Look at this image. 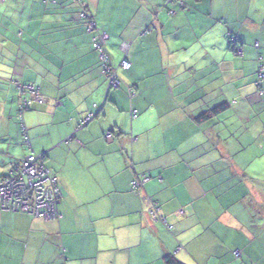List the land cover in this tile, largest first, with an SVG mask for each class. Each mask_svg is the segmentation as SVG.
<instances>
[{
    "label": "crops",
    "instance_id": "1",
    "mask_svg": "<svg viewBox=\"0 0 264 264\" xmlns=\"http://www.w3.org/2000/svg\"><path fill=\"white\" fill-rule=\"evenodd\" d=\"M183 1L11 0L41 12L14 33L1 14L0 179L27 154L45 153L62 217L0 206V264H264V94L256 82L264 0ZM83 9L106 35L122 89L134 92L130 103L122 89H107ZM17 38L24 42L15 50ZM20 51L28 58L2 63ZM19 84L48 100L21 115ZM90 112L97 120L79 127ZM122 112L123 120L110 119ZM16 145L28 147L7 160ZM142 174L150 180L134 190ZM145 198L166 222L149 216Z\"/></svg>",
    "mask_w": 264,
    "mask_h": 264
},
{
    "label": "built area",
    "instance_id": "2",
    "mask_svg": "<svg viewBox=\"0 0 264 264\" xmlns=\"http://www.w3.org/2000/svg\"><path fill=\"white\" fill-rule=\"evenodd\" d=\"M170 13H173V11H170ZM81 16L86 17L87 15L82 13ZM95 27V23L90 22L88 30L91 32ZM105 39L106 35L98 33L93 37V45L98 51L102 73L108 78L107 89L111 90L119 88L122 81L112 63L111 55L106 49ZM129 48V45L122 47L124 57L120 64L124 69H128L131 65ZM259 75L262 78L264 77L262 69H260ZM18 88L24 95L20 103L21 115L30 108L33 102L44 104L47 101L46 95L41 93L34 85L19 84ZM26 94H29V96H26ZM131 94L134 95V92H130ZM138 114L139 111L133 109L131 112L132 119L137 118ZM95 117L94 112L88 113L79 123V127L88 125ZM107 134L111 135V132ZM148 180V176H140L134 182V185L136 187L142 186ZM61 196L62 192L58 178L46 164L45 153L31 152L27 154L21 164L12 167L0 179V206L6 210L23 211L44 219H60L62 217L59 210ZM145 201L150 205L149 212L154 215V219L166 222V219L160 214L157 202L151 198H145Z\"/></svg>",
    "mask_w": 264,
    "mask_h": 264
},
{
    "label": "rangeland",
    "instance_id": "3",
    "mask_svg": "<svg viewBox=\"0 0 264 264\" xmlns=\"http://www.w3.org/2000/svg\"><path fill=\"white\" fill-rule=\"evenodd\" d=\"M20 1H23V0H20ZM178 1L181 2V0H178ZM28 2H30V0H28ZM1 14H6L7 17H5V18H9V19L12 20V22L4 21L3 22L4 25H6V23H9V24H7V28H3V29L9 30V31H11V32L14 33V32H16V30H21V29L24 30V28H22V26L18 23V21H22L21 23H23V21H24V23H26L31 18L32 15H33L32 20H34L35 19L34 17L39 16L41 14V12H40L39 9L38 10H32L31 7H30V5H29V3H28V6H26L25 8H24V6H21L20 9H18V7L16 5H14V4H11V0H9L7 3H2L1 4V6H0V18H3V17H1ZM5 18H3V19H5ZM34 21H36V20H34ZM0 28L2 29V27H0ZM22 40L23 39L17 38V41H13L12 40V43L9 44V45H10V47L12 49L17 50L18 45L20 44V42H24ZM219 41H222V42H220V45H225L222 37L219 38ZM230 41L232 43V46H234L233 48H235V46H238V40H234V39L231 40L230 39ZM259 46H260L259 42H256L255 43V47H259ZM236 50H237V52L234 51L233 54H236L237 56L241 57V55L243 54V52H241V51H243V49L241 47H239V50H238V48ZM4 55H5V58L6 57H9V53H5ZM28 55L29 54L28 53H25V51H20L19 53L18 52L17 53H14V55L12 57H10V59H7L5 62H2V63H5V64H8V65L12 66V64H14L16 60L20 59L21 57L23 58V60H25L26 58H28ZM122 55H124L123 52H122ZM262 56L263 55H261V54L258 55V60L260 61L259 62V65H258V69H262L264 71V64H263L264 62H263ZM0 61H1V59H0ZM117 74H118V72H117ZM119 75L120 74H118V76ZM105 77H106L107 85H108V78H107V76H105ZM119 77L122 78L121 75ZM122 80H123V78L121 79V81ZM123 83L124 82H122V85L119 88H115L114 90H120V89H122ZM120 91L122 92V94H123V96L125 98L124 99V103H128V102L130 103L131 102V99H132V97L130 96V92L131 91L128 90V91L124 92L123 89L120 90ZM26 96H29V94H26ZM112 101L109 102V104L116 106V104H114ZM100 103H94L93 106L96 107ZM99 106L101 108L103 106V104H100ZM133 108L134 109H137L138 107H136V108L133 107ZM137 110H139V112H140V108H138ZM120 114H122V115L121 116L111 115L110 116V119H113L114 121L119 122V121H121V119L123 120L124 117H125L124 112H122ZM95 120H97V118H95L94 121ZM19 122L22 123V124H25L24 118H22L21 115L20 116L18 115V123ZM14 128L15 127L12 126V131L14 130ZM27 147H28L27 145H16V146H13L12 153H11L10 157L7 160H21V158L23 156V153L27 149ZM49 157L51 159H53L51 156H49ZM12 163H14V162H12Z\"/></svg>",
    "mask_w": 264,
    "mask_h": 264
},
{
    "label": "trees",
    "instance_id": "4",
    "mask_svg": "<svg viewBox=\"0 0 264 264\" xmlns=\"http://www.w3.org/2000/svg\"><path fill=\"white\" fill-rule=\"evenodd\" d=\"M181 1H183V0H181ZM78 2L79 3H81L82 4V2H81V0H78ZM184 2V1H183ZM182 2V3H183ZM82 13H85L87 16L86 17H82L81 16V14ZM79 17H80V19L83 21V22H85V25H86V29H87V31L88 32H90L89 30H88V25H89V23L90 22H94L95 23V29H93L90 33L93 35L92 37H94L96 34H98V27H97V22H96V20H95V18L92 16V14L91 13H89L87 10H85V9H83L80 13H79ZM230 39L232 40V39H234V40H236L235 39V37H233L232 35L230 36ZM92 41H93V38H92ZM93 47H94V45H93ZM95 48V47H94ZM98 52V51H97ZM130 53V52H129ZM260 62V61H259ZM101 63V62H100ZM130 68V67H129ZM128 68V69H129ZM116 69V68H115ZM101 71H102V65H101ZM259 71H260V69H258L257 68V74H258V76H259V78H258V81H256L258 84V87H259V91H260V93H259V95L260 96H262V94H264V90H263V82H264V77L262 78V77H260V75H259ZM263 71V70H262ZM264 72V71H263ZM106 76V75H105ZM112 90V89H111ZM47 98V97H46ZM48 100V99H47ZM46 103V102H45ZM226 106H225V103L224 104H220V105H217V106H215L214 108H212V110H211V112H214V113H216V112H219V111H221V110H223L224 108H225ZM95 108H98V105L95 107ZM28 110V109H27ZM26 111V110H25ZM99 113V112H98ZM139 115V114H138ZM97 116V115H96ZM206 116H208V114L207 115H203L202 117H206ZM93 121V120H92ZM89 124V123H88ZM140 176H148L147 174H142V175H140ZM139 175L131 182V185H132V187H133V189L134 190H140V188L141 187H143L144 186V184L146 183H144L142 186H139V187H136L135 185H134V182L140 177ZM149 177V176H148ZM149 180H150V177H149ZM148 180V181H149ZM147 181V182H148ZM144 201H145V199H144ZM154 201V200H153ZM156 202V201H155ZM157 204H158V202H157ZM145 205L147 206V213L149 214V216L152 218V219H154V215L153 214H151L150 212H149V208H150V205L148 204V202H146L145 201ZM159 206V205H158ZM159 208H160V206H159ZM161 214V213H160ZM162 215V214H161ZM155 220V219H154ZM157 221H159V220H157ZM161 221V220H160ZM163 222V221H162ZM181 248V246H179V247H177V250H179ZM175 254V253H174ZM168 261H169V263H171V264H182L180 261H178V260H176V259H171L170 257H169V259H168Z\"/></svg>",
    "mask_w": 264,
    "mask_h": 264
},
{
    "label": "clouds",
    "instance_id": "5",
    "mask_svg": "<svg viewBox=\"0 0 264 264\" xmlns=\"http://www.w3.org/2000/svg\"><path fill=\"white\" fill-rule=\"evenodd\" d=\"M60 210V209H59Z\"/></svg>",
    "mask_w": 264,
    "mask_h": 264
}]
</instances>
